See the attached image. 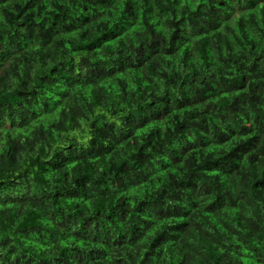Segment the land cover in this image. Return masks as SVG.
Listing matches in <instances>:
<instances>
[{"label": "trees", "instance_id": "1", "mask_svg": "<svg viewBox=\"0 0 264 264\" xmlns=\"http://www.w3.org/2000/svg\"><path fill=\"white\" fill-rule=\"evenodd\" d=\"M0 264H264V0H0Z\"/></svg>", "mask_w": 264, "mask_h": 264}]
</instances>
